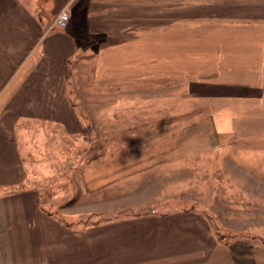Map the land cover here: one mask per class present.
<instances>
[{"label":"crops","instance_id":"crops-1","mask_svg":"<svg viewBox=\"0 0 264 264\" xmlns=\"http://www.w3.org/2000/svg\"><path fill=\"white\" fill-rule=\"evenodd\" d=\"M63 5L67 26L50 29ZM85 77L114 90L133 77L164 89L170 78L210 109L216 133L263 143L264 0H0V264H228L191 224L193 210L109 222L89 233L103 246L85 263L74 243L84 228L42 209L19 127L28 120L82 135L91 122L80 112ZM115 102V124L118 108L146 106Z\"/></svg>","mask_w":264,"mask_h":264},{"label":"rangeland","instance_id":"rangeland-1","mask_svg":"<svg viewBox=\"0 0 264 264\" xmlns=\"http://www.w3.org/2000/svg\"><path fill=\"white\" fill-rule=\"evenodd\" d=\"M83 67L88 71L91 62ZM85 79L80 112L91 122L82 135L66 137L57 125L28 120L19 127L42 209L84 228L85 238L74 243L83 245L85 263L93 262L101 245L89 233L106 231L104 222L188 209L197 212L191 224L211 238L212 253L222 251L228 264H264V142L216 133L210 109L170 78L164 89L153 78L133 77L117 90ZM115 100L146 106L118 108L115 124L109 115ZM156 149L163 150L159 156Z\"/></svg>","mask_w":264,"mask_h":264},{"label":"built area","instance_id":"built-area-1","mask_svg":"<svg viewBox=\"0 0 264 264\" xmlns=\"http://www.w3.org/2000/svg\"><path fill=\"white\" fill-rule=\"evenodd\" d=\"M69 12L67 11V7H63L58 14L55 16L52 24L50 25V29H54L56 26L66 27L69 21Z\"/></svg>","mask_w":264,"mask_h":264},{"label":"trees","instance_id":"trees-1","mask_svg":"<svg viewBox=\"0 0 264 264\" xmlns=\"http://www.w3.org/2000/svg\"><path fill=\"white\" fill-rule=\"evenodd\" d=\"M188 210V209H187ZM152 213H154V214H157L156 213V211H152L151 213H149V214H152ZM158 213H161V212H158ZM144 215H146V214H144ZM136 216H142V212L140 213V215H136ZM59 222H61V223H63V221L62 220H60L59 218H56ZM113 221H115V219H113V220H111V221H106V222H104V223H109V222H113ZM65 224V223H64ZM65 225H68V226H70V227H72V225H69V224H65ZM87 227H93V226H87ZM220 240H222V239H220Z\"/></svg>","mask_w":264,"mask_h":264}]
</instances>
